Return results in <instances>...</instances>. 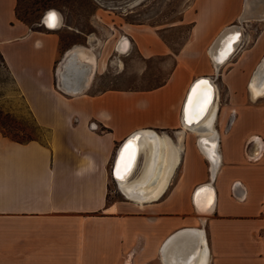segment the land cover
Returning <instances> with one entry per match:
<instances>
[{"label":"crops","instance_id":"obj_1","mask_svg":"<svg viewBox=\"0 0 264 264\" xmlns=\"http://www.w3.org/2000/svg\"><path fill=\"white\" fill-rule=\"evenodd\" d=\"M16 5L0 0V54L14 107L48 137L21 143L0 132V264H264V92H250L264 91V20L252 43L243 35L219 68L212 139L203 125L186 126L181 109L194 78L214 71L207 48L238 21L244 0H192L182 16L191 37L174 54L153 29L122 26L142 57L173 54L168 77L149 89L94 91L104 66L93 45H75L96 59L86 86L92 63L83 53L78 71L70 64L61 73L62 86L78 88L70 93L57 86L58 31L24 22ZM135 133L142 151L135 180L124 185L148 178L166 187L149 200L121 184L124 194L109 200L116 151ZM150 141L156 157L147 162Z\"/></svg>","mask_w":264,"mask_h":264},{"label":"rangeland","instance_id":"obj_2","mask_svg":"<svg viewBox=\"0 0 264 264\" xmlns=\"http://www.w3.org/2000/svg\"><path fill=\"white\" fill-rule=\"evenodd\" d=\"M191 2L192 0H17L16 14L26 23L34 25L40 23L43 13L48 9L60 13L62 25L56 29L60 35V52L56 67L64 50L75 45H93L101 67L104 66V72L96 77L94 91L109 88L140 89L152 87L168 77L174 65L173 54L191 37V24L182 20L183 12ZM263 20L234 23L242 27V34L247 36L244 42L248 44L254 40ZM128 24H142L153 29L168 43L173 54L145 58L131 47L126 52H117L114 44L123 33L122 26ZM222 69L223 67L220 71ZM74 72L70 75L75 76ZM211 73L196 78L211 77L214 71ZM14 95L15 88L10 76L0 62V132L9 138L21 139L25 138L23 135H29L30 138L46 141L47 129L39 127L23 107L16 110ZM133 180L135 179H131ZM117 185L113 179L109 183V200L122 196Z\"/></svg>","mask_w":264,"mask_h":264},{"label":"bare ground","instance_id":"obj_3","mask_svg":"<svg viewBox=\"0 0 264 264\" xmlns=\"http://www.w3.org/2000/svg\"><path fill=\"white\" fill-rule=\"evenodd\" d=\"M257 3H258L257 4L258 7L260 6V8H259V10L257 12L261 13V15H263V19H264V6H263V3L261 1L260 2H257ZM251 4H252L251 6H253L255 3L252 2ZM246 5H247V3L245 4V6ZM245 6L243 7V10H245ZM254 7H256V6H254ZM246 8H247V6H246ZM50 17H52L51 20L49 19ZM259 20H262V19H259ZM44 21L48 25H50L53 29H58L62 25V17L60 15V13L57 12V11H55V10H53V9H51L50 10V13L44 17ZM242 37H243L242 27L240 25H236V26H234V25L226 26V27H224L221 30V32L217 35V37L213 40V42L209 46V48H208V55H209V58L211 59V62L213 64V68H214L216 77L218 75L219 68L221 66H223L224 64L227 63V61L231 58V53L234 52V50H237L236 47L239 46L242 43ZM128 47H129V43H128L127 39L125 37H123V36H122V38L119 39V41H117V43L115 45L116 51L119 52V53L126 52V50H128ZM73 51L75 52V56L76 57H77L78 54H81V53H83V54L85 53V55L89 56V58L87 57V59H85L86 56H83V54H81L82 55V58H80V59L82 61H84V64L85 63L88 64L87 63L88 61L90 63H92V65L90 64L89 66L91 68H93L95 58L93 56H91L90 54H88V53H90V50L89 49H87V48H85L83 46H78V47L75 46L73 48ZM217 63H219V65H217ZM70 64L72 65V68L74 70L78 71L79 64H78V62H77V64H73L72 59L67 60L65 63H59V67H58V70H57L58 71V78H59V80H60V75H61L62 72L69 71ZM119 65H120V62H119ZM203 77H206V76H203ZM76 78H74V79H76ZM199 78H201V77H198L197 79H199ZM197 79H195V80H197ZM63 86H64V83H63ZM69 89H71V87H69ZM201 90H207L209 92H212V95H213V100H212V102H211V104H210V106L208 108V111L206 112L205 116L199 121L201 125H205L207 127V130L211 132L212 139H213V133H214V130H215L213 128V126H214L213 125V121H214L215 113H216V110H217V100H218V98L216 97V95H217V86H216V81H215L214 77L211 78V77H208L207 76V79L206 80H200V81H198L194 85V87L192 88V90L190 92L189 98H188V104H187V109L188 110L190 108L191 101H193V99L196 96V94L199 91H201ZM250 92L252 94L256 95V94H261L264 91L255 90L252 86H250ZM196 119L197 118H195V121H197ZM192 120L193 119H192L191 115L187 114L186 121L190 125H192ZM142 142H143V139H142V141L140 143L142 144ZM141 144H140V146H141ZM118 150H119V147H118V149L116 151V154H117ZM154 151H155V146L153 145L152 141H150L148 143L147 155L145 157V160L147 162H150L151 160H153L156 157V154H155ZM167 153H168V151H167ZM116 154H115V157H116ZM138 154H139V152H138ZM167 155H166V157H167ZM115 157H114V160H115ZM137 158H138V155L136 157V160H137ZM208 158H210V157H208ZM160 159H161V157H160ZM114 160H113V162H114ZM136 160H135V162L133 164V167H132L131 172L133 171V169H134V167L137 164V162H138L139 159L137 161ZM212 162H213V164H211V179H213L214 172L216 171V165H217V161L216 160H213ZM149 164L150 163H148V165ZM112 166H113V163H112ZM165 166H166V164H165ZM111 173H112V167H111ZM161 176H163V175L161 174ZM147 180H148V178L147 179H141V180H138L137 182H133L131 184L124 185L122 187V190L125 191V192H127L128 195H130L131 197L137 196V197H139L141 199H143L144 197H145L144 199H151L152 197L154 198V197H156V195L158 196L159 194H161L162 191L166 187V184L165 183H160V182H157V183H154L153 182L152 183L151 181H153V180H148V181ZM161 181H162V179H161ZM115 182H116V184H118V181H115ZM129 182H131V180H129V178H128V180L124 184L129 183ZM117 186H120V185H117ZM118 188L121 191L120 187H118ZM202 193H204V192L203 191H198L196 193L197 194L196 195V199L198 200V203H201L200 201L202 200V198H201ZM213 200H214L213 199V196H210L208 198V200L206 201L205 208L207 209V211L208 210H211ZM202 209H204V208H202ZM178 235H175L169 242H171L175 238H177Z\"/></svg>","mask_w":264,"mask_h":264},{"label":"water","instance_id":"obj_4","mask_svg":"<svg viewBox=\"0 0 264 264\" xmlns=\"http://www.w3.org/2000/svg\"><path fill=\"white\" fill-rule=\"evenodd\" d=\"M256 1L257 2L261 1L263 3V6H264V0H244V6L247 3V5H246L247 8L245 6V10H243L241 12V14L239 15V19L237 21L238 23H243L245 21H250V20L263 19V15H261V13L257 12L259 9L256 10V7H254V5L251 6L252 2H254L255 5L257 6L258 3ZM50 10L51 9L46 10L40 19V24H42L47 29H53L50 25H48L44 21V17L50 13ZM238 23H232V25L236 26ZM238 47L239 46H237L236 48H238ZM73 48L74 47L65 51V53L63 54V56L60 60V63H65L67 60L72 59L73 64H77L78 61L76 60V56H75V52L73 51ZM217 65H219V63H217ZM86 69L85 70L87 71L86 72L87 76H86L85 86L88 85L90 79L93 76V71H94L93 68H90V69L86 68ZM56 75H57V86L60 89H62L63 91H66L68 93L78 91V88L73 89V90L69 89L68 85H66V84H64V86H62V84L58 78V71L57 70H56ZM206 79H207V77H201V78L195 80L193 82V84L191 85V87H190V89H189V91H188V93L184 99L182 109H181V120L188 127H191V128L200 127L199 121L205 116V114L208 111V108H209V106L213 100L212 92H209L207 90H201L196 94L193 101H191L189 110L187 109L188 98H189V95H190L192 88L194 87V85L198 81L206 80ZM187 114L191 115V117L193 119L192 125H190L186 121ZM195 118H197L196 119L197 121H195ZM201 127L207 128L205 125H203ZM139 138H140V134H137V133L132 134V135L126 137L119 146V150H118L116 157H115V160L113 162L112 173H111L112 178L115 181H118V185H121V184L124 185V183L130 177L131 173L133 172V171L131 172V170H132L133 164L136 160V157L138 155V152H139V157H140L142 150H140V144L141 143H140Z\"/></svg>","mask_w":264,"mask_h":264},{"label":"trees","instance_id":"obj_5","mask_svg":"<svg viewBox=\"0 0 264 264\" xmlns=\"http://www.w3.org/2000/svg\"><path fill=\"white\" fill-rule=\"evenodd\" d=\"M17 15V14H16ZM18 17V16H17ZM18 18H20V17H18ZM21 19V18H20ZM21 20H23V19H21ZM24 21V20H23ZM25 22V21H24ZM177 53V52H176ZM0 62L2 63V65L4 66V68H5V65H4V61H3V58H2V56H1V54H0ZM164 82V81H163ZM163 82H161V83H158V84H156V86L158 85H161ZM152 87H155V86H152ZM152 87H149V88H152ZM149 88H140V89H149ZM1 133L3 134V135H5V136H7L6 134H4L2 131H1ZM25 136V138H21V139H16V138H10V139H12V140H15V141H17V142H21V143H23V142H28V141H30V140H36V139H34V138H30L29 137V135H23V137ZM8 137V136H7Z\"/></svg>","mask_w":264,"mask_h":264},{"label":"snow or ice","instance_id":"obj_6","mask_svg":"<svg viewBox=\"0 0 264 264\" xmlns=\"http://www.w3.org/2000/svg\"><path fill=\"white\" fill-rule=\"evenodd\" d=\"M50 20L52 19V17L49 18ZM130 147V146H129Z\"/></svg>","mask_w":264,"mask_h":264}]
</instances>
